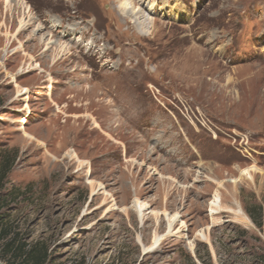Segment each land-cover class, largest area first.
<instances>
[{"label":"rangeland","instance_id":"1","mask_svg":"<svg viewBox=\"0 0 264 264\" xmlns=\"http://www.w3.org/2000/svg\"><path fill=\"white\" fill-rule=\"evenodd\" d=\"M17 2L0 0V264H264V0H134L143 34L115 0Z\"/></svg>","mask_w":264,"mask_h":264},{"label":"bare ground","instance_id":"2","mask_svg":"<svg viewBox=\"0 0 264 264\" xmlns=\"http://www.w3.org/2000/svg\"><path fill=\"white\" fill-rule=\"evenodd\" d=\"M115 1L117 3H120L121 4V10H122L121 12H122V14L125 15V17H127V19H129L132 22L133 28H135L138 31V33H140V34L142 33L143 34L144 32L147 31L146 28L149 25V20H148L147 11H145V9L140 8L138 11H136L135 6H134V0H115ZM142 1H144V0H142ZM5 5L8 6V7H10L11 9L17 8V7H22L19 4V2H17V0H13V1L12 0H5ZM165 7H166V5H165ZM62 25H63L62 23H59V24L53 23V24L50 25V27L53 30H56V28H59ZM60 29H63V28H60ZM22 30H24V29H22ZM67 31H68V29H67ZM80 34L78 36H72L68 32H66V33H64L61 36V39L59 38V40H65V39H67V42H70L71 43L76 37H78L77 38V41L75 42L77 44V43H80V39H81L82 33H80ZM45 47H46V49L48 51L51 50L54 53V57L51 59L52 62H55L56 61L55 59L58 58L59 56L64 57V56L68 55V53H69V47H68V45L66 46L64 44H61L59 41H54V40L52 41V39H49L46 42ZM26 92H27V90L22 89L21 90V95L22 94L25 95ZM67 156L72 157L73 156L72 155V151H70ZM242 177L249 178L250 177L249 172L243 171L242 174H241V176H240V178H242ZM236 205H237V212H236L237 216H236V218L237 219H240L238 216L242 215V211L239 208V205L237 203H236ZM210 206H211V209H219L221 207V200H220L219 193L216 192L213 195V199H212V202L210 203ZM130 207L134 209V211L137 213V216H138L139 220L142 221L143 220V217L145 215L144 213H145V211L147 210V207H148L147 204L144 203V202H140L138 200H134L132 202V205ZM211 212H214V211L211 210ZM163 215L166 218V220H168V232H170L171 229H172V227H173V225H174V223H175V221L177 220V216L176 215L169 216L166 213H164ZM198 236L203 241L206 238L205 235H204V233H202L201 231L198 233ZM159 240H160V238L157 236L153 240L151 247L154 248V246L157 245V243L159 242ZM151 247L147 251H150L152 249Z\"/></svg>","mask_w":264,"mask_h":264},{"label":"trees","instance_id":"3","mask_svg":"<svg viewBox=\"0 0 264 264\" xmlns=\"http://www.w3.org/2000/svg\"><path fill=\"white\" fill-rule=\"evenodd\" d=\"M4 168H6V164L4 165ZM9 170L10 169H5L3 172H2V174H1V177H0V182H2L5 178H6V176L8 175V172H9ZM248 214V213H247ZM249 215V217H250V219L252 220V222L258 227V228H260V226L255 222V220L252 218V214H248Z\"/></svg>","mask_w":264,"mask_h":264}]
</instances>
